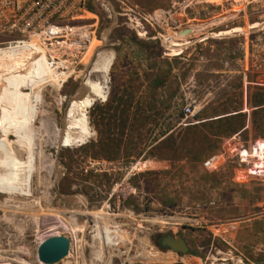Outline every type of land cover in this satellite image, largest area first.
<instances>
[{"label": "rangeland", "instance_id": "374dc122", "mask_svg": "<svg viewBox=\"0 0 264 264\" xmlns=\"http://www.w3.org/2000/svg\"><path fill=\"white\" fill-rule=\"evenodd\" d=\"M110 2L116 13L112 18L100 11L98 25L92 26V16L85 21L90 31L97 30V41L89 53L95 55L88 63L76 59L74 74L47 70L42 57L40 63L30 59L36 55L18 53L16 59H0V103L6 112L0 116L1 135L6 141L0 144L7 146L10 155L15 154L9 158L12 171L17 166L24 176L22 183L15 184L19 189L12 196L0 198V264H42L37 256L40 244L57 235L72 242L70 255L58 264H213L215 249L227 250L222 239L214 237V227H202L214 226L215 217L223 214L224 207L218 203L221 195L239 191L238 183H244L230 172L232 165L210 175L202 161L214 151H207L198 164L190 158L170 163L151 156L170 155L153 145L169 128L215 120L239 109L248 116L247 127L219 138L217 152L239 133L249 150L256 141L264 140V130L257 131L252 123L256 110L249 106L258 88L245 90L234 66L226 65V52L238 40L214 37L219 30H226L216 29L212 21L217 0ZM120 7L126 11L138 7L142 14L153 16L155 22L144 25L145 38L128 27ZM188 29L193 33L180 34ZM141 45H147L150 53H143ZM21 59H25L27 69L19 74L14 67ZM105 72L107 101L97 102L88 112L92 136L81 145L63 147L58 140L72 101L88 79L101 81L99 75ZM157 78L165 87L153 92L152 83ZM124 92L136 94L135 100L140 99L144 107L154 106L146 114L150 118L141 129L134 157L123 158L130 151L123 147L122 159H93L98 147L80 149L98 144L101 132L107 133L103 126V120L108 119L107 106L116 107L115 101L123 98ZM187 106L195 109V116H185ZM121 111L109 113L120 120ZM198 132L192 129L187 133L186 148L192 153L205 151ZM3 162L0 156V164ZM122 181L130 187L124 184L116 188ZM248 187L245 204L253 208L247 209L246 215L264 216V181L254 180ZM159 218L167 221L156 222ZM204 231L207 245L202 249L197 242L198 234ZM157 235H182L190 253L197 256L162 251L154 241ZM237 236L234 232L226 237L233 238L249 260L264 264V220H259V227L252 232Z\"/></svg>", "mask_w": 264, "mask_h": 264}, {"label": "built area", "instance_id": "2783aa9c", "mask_svg": "<svg viewBox=\"0 0 264 264\" xmlns=\"http://www.w3.org/2000/svg\"><path fill=\"white\" fill-rule=\"evenodd\" d=\"M214 7L215 28L226 29L219 30L214 37L238 40L226 52V65L234 66V73L240 77L245 90L264 89V0H217ZM120 10L128 27L140 38H145L144 25H152L153 16L142 14L138 7L127 11L120 7ZM100 11L109 18L116 14L110 0H0V46L27 50L28 57L41 56L47 70L74 74L76 59L88 60V63L95 55L89 53L97 41V30L90 31V26L84 23L92 16L95 19L92 26L98 25ZM186 31L193 33L188 29L180 34ZM64 73L63 78L67 76ZM184 113L186 117L195 116L196 111L187 106ZM230 165L235 177L240 176L242 181H264V140L256 141L249 150L243 145L240 133L233 135L202 163L203 169L210 174H219ZM124 184L130 187L122 181L116 188ZM237 231L236 222L214 227V237L221 238L227 250L216 248L213 264H256L234 247L233 238L226 237Z\"/></svg>", "mask_w": 264, "mask_h": 264}, {"label": "trees", "instance_id": "16d2710c", "mask_svg": "<svg viewBox=\"0 0 264 264\" xmlns=\"http://www.w3.org/2000/svg\"><path fill=\"white\" fill-rule=\"evenodd\" d=\"M140 48L143 53H150V48L147 45H141ZM158 57H162L161 50L158 53ZM152 86V91L154 92L158 88H164L165 82L157 78L153 81ZM255 90V94L249 101V106L256 110L254 113L255 119L252 123L257 131H261L264 130V89ZM135 98L136 94L129 95L124 92V97H119V99L115 101L117 104L116 107L109 104L107 106L108 119L103 120V123L106 122L105 124L102 123L107 133L104 135L101 132L98 144H87L81 147L80 150L88 151L92 147H98L99 151L96 155H91V158L111 162L122 159L124 147L129 148L130 151L125 154L123 158L134 157L133 153L136 151V146L138 145L137 141L140 140V137L143 135L141 134L143 131L141 129L146 127L147 121L150 118L146 114L154 109V106L144 107V103H142L140 99L136 101ZM120 108H122L120 120L116 115H110V111L114 110L115 113H117ZM242 110L243 109H239L231 112L229 116L220 117L215 120L207 122L201 121L196 125H188L186 127H178L177 125L169 128L167 131L163 132L160 137L155 139L153 145L156 146V150L160 151L161 149V152L167 150L170 155L167 154L166 157H162L157 153L151 156V158H155L158 161L165 160L170 163L182 162L185 158H190L193 164H198L202 161L207 151L217 152L219 149V138L245 130L248 116L247 114L241 113ZM157 114L159 113L157 112ZM214 125H217V128H214ZM206 128H210V131H205ZM119 129L121 133H116ZM192 129L200 131L198 134L201 135L202 141L206 144L204 148L205 151L192 153L190 149L186 148L188 144L187 133ZM88 154L89 153H87V156H89ZM190 254L197 256L195 253Z\"/></svg>", "mask_w": 264, "mask_h": 264}, {"label": "bare ground", "instance_id": "6f19581e", "mask_svg": "<svg viewBox=\"0 0 264 264\" xmlns=\"http://www.w3.org/2000/svg\"><path fill=\"white\" fill-rule=\"evenodd\" d=\"M178 47H180V45ZM26 51L27 50H18L16 48L2 49V50L0 49V59L1 60H7V59H12L13 57H15V59H16V55L18 53H25ZM23 55H25V54H23ZM24 57H27V56L25 55ZM31 58L34 59V61H36V63H40L41 59H42L41 56H39L37 54L34 58L30 57V59ZM25 59L19 60L16 67H14L15 70L19 74L24 73L25 69H27V65L23 62V61H25ZM64 69H66V68H64ZM2 70L0 72H2ZM11 73H9V74H11ZM16 75H17V73H16ZM99 77H100L101 81H91L90 79H88L86 81V83L83 85V88L81 89V94L79 95V97H77L76 99H74L72 101V103L68 109V112H67L65 130L59 136V140H58L59 143L62 144L63 147H71V146H75V145H81V144L85 143L92 136V133H91L89 126H88V112L97 102L107 101V95H108L107 88H106V84L108 83L107 72L101 73L99 75ZM0 102H2L1 99H0ZM1 104L2 103H0V116L3 113L4 114L6 113L5 110L3 108H1ZM6 111H8V110L6 109ZM0 124H1V122H0ZM1 130L2 129H1V125H0V143L1 142L5 143L6 140L2 137ZM7 142H9V140ZM12 143L14 144V148H15L16 141L14 139L12 140ZM10 153L11 152H9V149L7 148V146L2 147V145L0 144V156H3V158H4V162L2 164H0V194L5 195V196H10V195L12 196V194H14V191H17L19 189V188H17V190H16L17 185H15V184L19 183V182L22 183L24 181L23 180V177H24L23 174H19L18 169H16L17 166L13 165L15 167L13 168L14 171H12V167H11L12 165H10L9 158L14 157L15 154L10 155ZM15 169H16V172H15ZM19 177H20V180H18ZM21 186H23V185H21ZM24 191L25 190H23L22 192H24ZM22 192H20V193H22ZM22 194H20V195H22ZM155 221L163 223L164 221H167V220L159 218V219H155ZM175 255H176V253H175Z\"/></svg>", "mask_w": 264, "mask_h": 264}, {"label": "crops", "instance_id": "0c3cea01", "mask_svg": "<svg viewBox=\"0 0 264 264\" xmlns=\"http://www.w3.org/2000/svg\"><path fill=\"white\" fill-rule=\"evenodd\" d=\"M181 123L178 127H180ZM224 172V171H223ZM230 172L234 173V169ZM210 175H217V174H210ZM233 176V175H232ZM254 180H246L244 183H238L239 191L232 192L229 194L221 195V197L218 199L219 207L223 208L222 215H218L215 217L214 226L210 227H202L204 230H211L213 227L217 226L219 223H234L236 222L238 225V231L237 235L241 236L242 234H246L247 231H251L254 228L259 227V220H264V216L262 217H255L254 215L247 216L246 213L249 212L250 208H253V205L251 207H248L245 203H247L248 199V184ZM241 190V191H240ZM245 190V192L243 191ZM228 206V209H226ZM227 210V211H226ZM204 234V237H203ZM206 231L203 233H199L198 237L199 240L197 242L198 246H202V249H205L207 242H206ZM237 236V237H238ZM221 239V238H220ZM234 247L238 248V244L236 241L234 242ZM239 250V249H238Z\"/></svg>", "mask_w": 264, "mask_h": 264}, {"label": "water", "instance_id": "95a60500", "mask_svg": "<svg viewBox=\"0 0 264 264\" xmlns=\"http://www.w3.org/2000/svg\"><path fill=\"white\" fill-rule=\"evenodd\" d=\"M190 32L186 31L183 35L189 34ZM0 198L3 199L1 194ZM71 247L72 242L69 237L62 235L51 236L40 244L37 252L38 260L42 264H58L70 255ZM158 247L164 252L172 251L180 257L188 255L191 250V247L182 235H169Z\"/></svg>", "mask_w": 264, "mask_h": 264}, {"label": "flooded vegetation", "instance_id": "af4514ba", "mask_svg": "<svg viewBox=\"0 0 264 264\" xmlns=\"http://www.w3.org/2000/svg\"><path fill=\"white\" fill-rule=\"evenodd\" d=\"M169 235H166V236H164V235H157V236H155L154 237V241H155V244L157 245V246H160L161 245V243H162V241L165 239V238H167ZM187 242V241H186ZM187 244L189 245V243L187 242ZM190 246V245H189ZM191 251V250H190Z\"/></svg>", "mask_w": 264, "mask_h": 264}]
</instances>
